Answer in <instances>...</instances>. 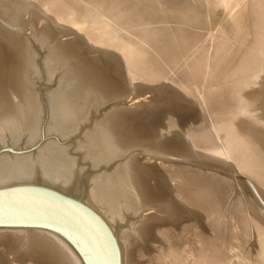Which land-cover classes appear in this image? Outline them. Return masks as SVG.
<instances>
[{"label":"rangeland","instance_id":"rangeland-1","mask_svg":"<svg viewBox=\"0 0 264 264\" xmlns=\"http://www.w3.org/2000/svg\"><path fill=\"white\" fill-rule=\"evenodd\" d=\"M149 1L153 3L156 0ZM217 1L195 0L197 2L195 13L197 19L195 21L189 19V16L186 14L182 15V13L173 10L167 2L166 6L169 5L168 10L171 11L174 18L171 17L169 21L159 20L157 22L159 29L171 27L172 31H170L171 29L168 30L170 34L165 31L167 32L165 34L163 30H160V34L157 35L159 38H156L163 40L164 37L171 36L170 44L172 45L176 44L177 39L182 38V46L188 47L186 48L188 50L187 56H196L197 64H201L202 68H204L201 71L202 73H199V76L204 75L205 72L207 73V75L201 76L199 80H205V83L211 81V85L208 88L212 89V96H207L206 99L213 101L214 105L209 110L204 106L205 97H202L200 94H197L195 100L182 104L183 106H173L174 97L181 92V97L185 98L187 94V92H184L186 91V86L193 80L192 78L197 79L198 76L193 75L190 77L191 75H185L182 79L175 77V75L172 79L169 76H159L163 72L160 69L161 67H159L160 65H158V63H161L159 61L161 58H159L160 56L156 51L146 44L147 41L152 40V37L140 38V36L132 31L131 27L120 26L118 24L119 19L116 17L117 14L114 12L115 10L113 11L112 9L111 11V9L105 8L101 1L97 5V2L92 3L90 0H0V39L4 43L5 50L3 52L9 55L15 49L14 43L10 40L11 32H16L23 39L26 37L24 41L25 43L27 41V53L30 55L29 62L27 63V67H30L28 72H26L27 80L31 84L30 86L37 99L38 108L41 110L38 116L37 136L30 137V132L23 133L16 140L13 139L12 135L7 133V136L5 135L4 138L0 139V157L7 156L13 159L24 157L31 160L34 165L36 164L34 166L35 170H40V158L42 157L43 146L48 143H56L58 146L64 147L67 155L76 160L77 163V167L75 166L72 170V175H70L71 184L69 187H62L54 182L45 180L40 175V171L26 178L12 177L5 183L0 184V187L15 184H35L55 189L86 203V192L92 179L99 174L112 173L117 164L123 161L125 157L108 165L94 167L90 161L85 159V153L81 148V144L86 142L88 134L93 132L96 124L103 117H106L109 112L123 108L124 110H131L139 119L134 121L138 128L142 129L148 123V126L146 125L145 128H150V135L157 136L158 138L161 137V140L163 139V141L168 143L171 142V144L172 142L177 143L176 145L181 149L194 150L195 156L189 158L194 163L189 162V164L197 166V175L201 174L204 177L203 183L200 182L196 187L192 185L195 191L190 189V184L193 183L189 181H185L183 189L179 190L178 187L182 184L181 180L168 178V175H170L168 171L171 172L170 169L163 171L156 169V172L154 170L155 173L153 172V174L155 178H152L151 185L155 186V189H153L157 193L160 189L158 194H163L167 197L170 195L174 197L175 195L176 201L182 203L185 212L188 210L186 202L191 201L190 191H192L196 204L191 205H194L197 209L199 208V224H191V216L189 217V215L187 216L183 213L185 216L183 217L182 211H179L178 214H182L183 217H181L180 221L184 223L187 220L189 225L191 224L193 227L190 226L191 229H189L187 227L188 223L185 222L187 225L184 223L185 225L180 227L181 232L180 229L175 232L178 235V239L185 240L186 237V240H188L191 237V242H197L198 247L191 253V257L196 260L195 264H264V183L261 182L262 179L264 181V173H262L264 172V170L262 171L264 169V164H262L264 163V0ZM73 6L75 8H72ZM94 7L98 8H95V11L92 12L91 10ZM210 10L216 15H212ZM66 11L70 12V14ZM82 11L87 12V15L80 16ZM177 12L180 14H177ZM205 14L210 17L205 16ZM100 16L103 18L102 21L96 22L95 20H99ZM213 18L214 21L212 20ZM208 20H210L209 23ZM204 24L207 26V29ZM45 27L59 32L57 36H60H56V40L64 43L68 42L72 50L80 49L79 52L81 51L85 58L83 59L93 64V70L102 72L109 67H113L117 72L115 79L118 81L119 91L122 92L118 94V97L108 99L103 104L91 108L86 118L80 121L81 125L79 122L67 134H61L53 129H49L51 123L50 94L56 89L59 73L58 71L51 72L48 69L50 42L41 41L37 34L39 29L45 30ZM173 28H175V31ZM203 30H207L206 34L202 33L204 32ZM176 31L178 32L176 33ZM183 32L186 33L183 34ZM198 34L201 35L198 37ZM193 35L197 37L194 38L192 37ZM185 42L186 45L184 44ZM239 50L238 56H240L237 57ZM163 52L162 56L171 54V51ZM256 55L258 56L257 59L260 60L261 58L263 61L257 60V63L254 64L251 61V57L253 58ZM181 64L177 62L176 67H180ZM205 66L207 69H205ZM251 89L256 90V97L250 91ZM160 90H162V93ZM116 91L118 90L116 89ZM155 112H159L160 114ZM155 114L156 116L154 117ZM161 114L166 115L167 122H162L160 118H157ZM225 125L227 126L225 136L227 143L230 145L226 144L230 148L225 150V154L227 156L232 154V157L231 155L228 157L233 159L232 161L235 165L239 164L238 161L239 159L241 161V157H244L243 159H247V161L252 159L251 163L248 162L251 165L249 166L248 173L241 171V169L239 170L238 166L233 168L231 164H227L228 167L223 165V160L217 154L215 156L218 159L216 162H213L216 165H206L203 161L208 157L209 149H212L218 141L220 149L223 147L222 143H220V138L213 135V131L214 127L223 128ZM251 129H254V131L252 132ZM181 133L185 134L182 135ZM204 133L209 138L199 140ZM180 135L185 137L181 136V139ZM250 137L256 139L253 141L254 147L252 146L255 154L249 150L247 139ZM230 149L232 151H229ZM247 154L249 158H247ZM251 154L257 156L253 157ZM260 157L261 160H258ZM214 165L215 167H213ZM199 168L204 169L205 172H202L203 170L201 171ZM190 169L187 166L181 172L186 175ZM209 169H213L214 174L212 173L213 170L210 171ZM238 171L240 174L242 172L246 175V177L242 175L244 180L241 178L242 176L240 177L241 179L239 178ZM255 174L256 176H254ZM245 179L247 180L245 181ZM176 182L177 184L175 185ZM203 185L204 187H202ZM172 192H176V194ZM261 193L263 194L261 195ZM209 201L214 203L209 212V216H213L211 220L213 228H210L211 225L205 222L204 217H202V211H205V205ZM148 209H150V206ZM184 230L188 232V236ZM205 239L208 240V243ZM202 240L206 241V244ZM209 241H212V243L210 244ZM0 248L3 255L13 252L12 244H8L5 247L0 245ZM217 250L220 252L215 255L214 253ZM137 251H139V254H137L135 264H142L147 259V254L143 251L140 252V248ZM5 263L8 264L7 262ZM171 264H174V262Z\"/></svg>","mask_w":264,"mask_h":264},{"label":"bare ground","instance_id":"bare-ground-1","mask_svg":"<svg viewBox=\"0 0 264 264\" xmlns=\"http://www.w3.org/2000/svg\"><path fill=\"white\" fill-rule=\"evenodd\" d=\"M90 1H92V3L97 2V5L98 2L101 1L105 8H109V10L111 9V11L112 9L113 11L115 10L114 12H116L115 14H117L116 17H118L119 19L118 24L120 26L131 27L132 31L138 36H140V38L152 37L151 38L152 40L147 41L146 44L149 45L154 51H156L157 54L160 56L159 58H161V60H159L161 61V63H158V65H160L159 67H161L160 69L163 72L159 74V76H163V77L169 76V78L171 79L174 75L175 77L177 78L180 77L181 79L185 75H191L190 77H192L193 75L198 76L197 79L192 78L193 80L189 82V84L186 86V91L184 92H187V94L185 98L181 97V92H179V94L176 97H174L173 106L175 107L183 106L182 104L189 103V101L191 100H195L197 94H200L202 95V97H205L204 106L209 110L212 108L214 102L210 101L209 99H206L207 96H212L213 91L212 89L208 88L211 85V81L205 83V80L202 81L199 80L201 76L207 75V73L205 72L204 75L199 76V73L203 71L204 68H202L201 64L200 65L197 64L198 62L197 57L196 56L190 57L189 55L187 56L188 50L186 48L188 47L182 46L183 43V40H181L182 38L177 39L176 44L172 45L170 44L171 36H166L164 37L163 40L158 39L159 37L157 36L161 32L160 30H163L164 33L166 34L167 32H169L168 30L171 29V27L170 28L164 27L163 29L161 28L159 29L157 26V22L159 20L169 21L171 20V17H173L171 11L168 10L169 5L172 7L173 10L182 13V15L186 14L187 16H189V19L195 21L197 19V16L195 14L197 2H195V0H156V1L154 0L155 2L153 3L149 0H90ZM228 2L230 1L228 0ZM166 3L169 5L166 6ZM17 5H21V4H17ZM24 7L26 6L24 5ZM72 8L75 7L73 6ZM95 8L98 7H94L91 11L92 12L95 11L94 10ZM66 12L70 14V12L68 11ZM178 12L177 14H180ZM211 14L214 15L212 11ZM86 15L87 12L84 11H82L80 14V16H86ZM65 16L67 17V15ZM205 16L210 17L207 14H205ZM102 19H103L102 16H100L99 20H95V21L101 22ZM204 20L206 19L204 18ZM210 20H208V23ZM212 20L214 21V18ZM205 24L204 26H206ZM173 29L175 31V28ZM170 31H172V29ZM177 32L178 31H176V33ZM186 32H183V34ZM206 32L207 30H205L202 33L206 34ZM58 33H59L58 31L51 30L48 27H45V30L39 29L37 32L41 41L50 42V46H49L50 58L47 64L48 69L51 72L58 71L59 73V81L56 86V89L53 90L50 94L51 123L49 129L50 130L53 129L61 134H67L71 132L78 125L80 121L86 118L91 108L99 104H103L108 99L111 98L114 99V97L116 96L118 97V94L122 92L119 91L118 81H116L115 79L116 77L115 75L117 72L113 67H109L106 70L102 69L103 70L102 72L93 70V64L89 61L84 60L85 59L84 55L81 53V51L79 52L80 49L75 50L73 48L74 50H72L69 47L70 44L68 42L64 43V42H60L59 40H56L55 37L57 36ZM14 34H16V32L14 31L10 33V40L12 41V43H14L15 49H13V52L9 55L3 52V50H5L4 43L0 39V139L4 138V136L7 133H9L10 135H12L13 139L17 140L18 137H20L23 133L30 132L29 133L30 137L37 136V127H38L37 125L39 120L38 116L41 110L40 108H38L37 99L30 86L31 84H29L27 80L26 72H28L30 68L27 67V63L29 62L28 60L30 55H28L27 53L28 51L27 50L28 46L26 47L27 41L26 43L24 41L26 37L23 39L21 35L19 34L14 35ZM168 34H170V32ZM199 35L201 34H198V37ZM59 36L60 35H58L57 37ZM192 37L195 38L197 36L193 35ZM184 44L186 45V42ZM241 48L240 50H242ZM240 50L237 52V57L240 56V55L238 56ZM163 51H171L170 52L171 54L162 56V53H164ZM257 57H258L257 55L253 56V58L251 57V61H253L254 64L257 63V60L263 61V59L260 58L259 60L257 59ZM177 62L182 63L180 67H176ZM205 69H207L206 66ZM116 89L119 92L116 91ZM161 91L162 90H160V92ZM250 91L253 92V95L255 97L257 96V92L255 89H251ZM159 112H155V113H159ZM133 113L134 112H132L131 110H124V108L121 110H116V111L114 110L112 112H109V114L106 115V117H103L96 124L93 132L88 134L86 142L81 144L82 146L81 148L84 150L85 153V159L90 161V163L94 167H101L103 165H108L122 157H125L123 161L117 164L116 168L112 173L99 174L94 179H92L91 183L89 182L90 186H88V190L86 192L87 194H86L85 202L106 221V223L113 231L120 252L121 264H135L137 254H139V251H137L139 248H140V252L143 251L144 253L147 254L146 255L147 259L142 264H171L172 262H174V264H195L196 260L191 257L192 256L191 253L193 252V250H196V248L198 247V245L196 244L197 242L196 243L191 242L190 241L191 237H189V239L187 237L188 240H186L185 236H184L185 240H181L180 238L179 240L178 235H176L175 232L176 230L180 229V227L185 225L186 224L185 222H187V220L184 221L185 223L184 224L182 223V221H180L183 213L186 214L187 216L189 215V217L191 216L190 217L191 224L192 223L195 224L197 223V225L199 224V212H198L199 208L197 209V207L195 208L194 206L196 202L194 201V196L192 191L193 190L195 191V189L193 188L194 186L195 187L198 186L200 182L203 183L202 180H204V177L201 174L197 175V166H193L189 164V162L194 163L192 160L189 159L195 156L194 155L195 153H193L194 150L192 151L190 149H185V148H183L184 149L183 150L176 145L177 143L175 144L172 142L171 144V142L168 143L166 141H163V139L161 140V137L158 138L157 136L150 135L149 133L150 128L148 127L145 128L146 125L148 126V123L146 125L142 124L144 125V127L141 126L142 129L138 128V126L134 123V121H137L139 119ZM155 116L156 114L154 115V117ZM157 118H160L162 122H167L166 115L161 114L160 117L157 116ZM226 127H227L226 125L223 128L214 127V131H213V135L218 136V138H220L219 139L220 143H222L224 149L223 147L220 149V147L218 146L219 144L218 141V143L212 149H209L208 157L205 158L203 161L206 163V165L215 164L213 162L217 161L218 158H216L215 156L217 154L223 160L224 163L223 165L227 166V164H231L233 168L238 166L239 170L241 169V171L248 173L249 166H251L249 165V163L253 161L252 159L250 160L251 161L250 162L247 161V159H243L244 157L243 158L241 157V161L240 159L238 161L239 164L235 165V163L232 161L233 159H230L228 157L230 155L232 157V154L228 156L225 154L226 153L225 150L230 148L229 147L230 145L229 143H227V139L225 136ZM170 129L172 130V128ZM251 131L253 132L254 129H251ZM182 135H180V138ZM200 138L201 139L199 138L198 139L205 140V138H209V136L204 133L203 136ZM255 140L256 139L253 137L247 139V141L249 142L248 146L250 151H253L254 149L252 148V146L254 147L253 141ZM226 144H228L229 146ZM43 147L44 148L42 149V157L40 158V163H41L40 170H35L34 166L36 164L34 165V163L31 160L25 159L24 157L17 159L9 158L7 156L0 157V184L5 183L12 177L26 178L33 176L34 174L37 173V171H40V175L45 180L54 182L62 187H69L71 184L70 175H72L73 173L72 170L75 168L77 164L76 160L70 158L66 153V149L64 147L58 146L56 143H48ZM229 151L232 150L230 149ZM254 156L257 155H253V157ZM247 158H249V156ZM258 160H261V157ZM215 165L213 167H215ZM187 166H189L191 169L186 175H184L182 174L181 171L184 170V168L186 169ZM156 169L158 171L170 169L171 172L168 171L170 175L167 174L168 178H172L173 180H181L182 184L179 185L178 187L179 190H181V188L184 185L183 183L185 181H189L193 183L190 184V189H192V191H190L191 201L186 202V206L188 209L186 210V212L182 207V203L176 201L175 195H174L175 198L171 197L172 195L167 197L166 195L158 194L160 192L159 191L160 189L158 190V193L156 190H154L155 186H153V184L151 185V182H152V178L153 177L155 178L153 172L154 170L156 172ZM253 170L254 168L252 169V173ZM263 170L264 169H262V171ZM201 171L205 172L204 169H201ZM212 173L214 174V170ZM242 175H244L242 172L241 174L239 173L238 174L239 178ZM244 176L246 177V175ZM254 176H256V174ZM258 177L260 178V176ZM241 178L243 179L244 177L242 176ZM246 180L247 179H245V181ZM262 180L261 182L264 183V181ZM177 182L175 183V185L177 184ZM156 185L158 184L156 183ZM202 187H204V185ZM204 191L206 192V190ZM172 193L176 194V192H172ZM263 193H261V195ZM191 204L194 205L192 206ZM213 205L214 203L212 201L207 202L205 205V211H202L203 212L202 217H204L205 222H208V224L211 225L210 228H213V225L211 224V220L213 216H209L210 215L209 212L211 211ZM149 206L150 209H148ZM179 211H182L181 215L178 214ZM184 214L183 217H185ZM187 223H188L187 227L191 229L190 226L192 225L191 224L189 225V222ZM185 233L187 235L188 232L185 231ZM203 242L204 244H206L205 243L206 241ZM209 242L210 244L212 243V241ZM8 244H12L13 252H9L7 253V255H3L2 252L0 251V264H6L5 262H7L8 264H84L80 256L74 250V248L64 238H62L60 235L50 230L40 229V228H0V245H2V247H5ZM219 252L220 251L217 250L214 254L215 255L219 254Z\"/></svg>","mask_w":264,"mask_h":264},{"label":"water","instance_id":"water-1","mask_svg":"<svg viewBox=\"0 0 264 264\" xmlns=\"http://www.w3.org/2000/svg\"><path fill=\"white\" fill-rule=\"evenodd\" d=\"M0 228H40L64 238L84 264H121L115 235L89 205L35 184L0 187Z\"/></svg>","mask_w":264,"mask_h":264}]
</instances>
